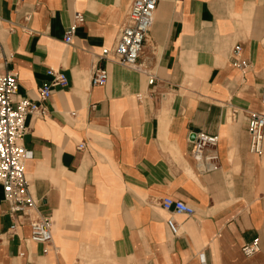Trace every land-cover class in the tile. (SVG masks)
I'll list each match as a JSON object with an SVG mask.
<instances>
[{"label": "crops", "instance_id": "obj_1", "mask_svg": "<svg viewBox=\"0 0 264 264\" xmlns=\"http://www.w3.org/2000/svg\"><path fill=\"white\" fill-rule=\"evenodd\" d=\"M132 2L0 0V74L18 75L15 101H39L51 68L68 80L47 116L27 118L23 141L53 241L45 254L28 225L9 232L0 185V264H264V144L249 151L250 114H264V0H160L139 71L99 62ZM76 13L84 23L67 45ZM100 66L108 83L93 86ZM192 132L219 136L218 170H200ZM166 197L195 215L166 212Z\"/></svg>", "mask_w": 264, "mask_h": 264}, {"label": "built area", "instance_id": "obj_2", "mask_svg": "<svg viewBox=\"0 0 264 264\" xmlns=\"http://www.w3.org/2000/svg\"><path fill=\"white\" fill-rule=\"evenodd\" d=\"M159 2L160 0H133L115 47L104 49L99 62H112L128 69L141 70L138 60L153 26ZM83 23L84 15L76 13L73 24L64 36V42L67 45L72 44L78 26ZM241 52V45H236L232 51V58L239 68L245 71L250 66V62L241 58ZM47 75L50 80L39 88V101L25 98L15 101L19 90L18 75L14 71L0 74V185L3 187L4 200L8 204L6 213L13 220L9 232L13 233L19 225H28L31 229L30 240L46 246L43 250L45 254L48 253L47 246L53 241V221L40 212L37 200L30 191L26 176V161L30 152L24 147L23 141L28 131L27 118L30 115L47 116L48 110L45 103L51 97L53 89L65 87L68 84L65 74L58 70L51 68ZM108 79L107 70L100 66L94 71L91 84L105 86ZM154 81V77H150L149 84L152 85ZM249 136L250 153L262 154L264 114H250ZM190 138L191 154L200 170L206 172L218 170L220 166L219 136L192 132ZM84 148V144L78 145V150ZM161 206L163 210L173 214L195 215L194 208L172 197L163 198ZM167 226L173 236H178L179 225L173 218L167 220ZM259 251V238L242 247V253L246 257H251Z\"/></svg>", "mask_w": 264, "mask_h": 264}]
</instances>
